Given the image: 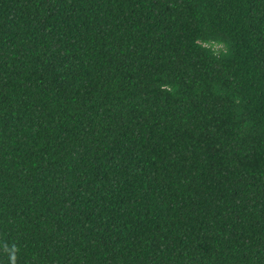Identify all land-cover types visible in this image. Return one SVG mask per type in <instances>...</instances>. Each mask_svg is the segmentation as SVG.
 <instances>
[{
    "label": "trees",
    "instance_id": "16d2710c",
    "mask_svg": "<svg viewBox=\"0 0 264 264\" xmlns=\"http://www.w3.org/2000/svg\"><path fill=\"white\" fill-rule=\"evenodd\" d=\"M0 264H264V0H0Z\"/></svg>",
    "mask_w": 264,
    "mask_h": 264
}]
</instances>
